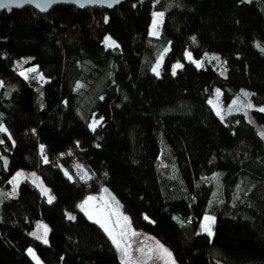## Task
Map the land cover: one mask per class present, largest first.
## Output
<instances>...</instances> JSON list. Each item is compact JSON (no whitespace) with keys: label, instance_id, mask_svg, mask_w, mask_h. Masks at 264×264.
Instances as JSON below:
<instances>
[{"label":"trees","instance_id":"16d2710c","mask_svg":"<svg viewBox=\"0 0 264 264\" xmlns=\"http://www.w3.org/2000/svg\"><path fill=\"white\" fill-rule=\"evenodd\" d=\"M157 13L163 23L152 37ZM33 68L42 79L21 75ZM0 85V191L27 170L55 194L50 203L24 181L4 199L0 264H38L29 249L42 264H120L79 208L105 187L178 264H264V111L222 119L209 104L217 88L225 105L248 90L264 108V0L5 11ZM95 117L102 121L91 129ZM205 216L215 219L212 237L200 233ZM39 221L50 226L48 243L35 237Z\"/></svg>","mask_w":264,"mask_h":264},{"label":"rangeland","instance_id":"374dc122","mask_svg":"<svg viewBox=\"0 0 264 264\" xmlns=\"http://www.w3.org/2000/svg\"><path fill=\"white\" fill-rule=\"evenodd\" d=\"M163 18V13H157L153 17L150 29V35L152 37H158L160 35ZM105 43L108 47H114L117 45V43L109 36L106 37ZM110 44L111 46H109ZM167 52L168 50L158 56L157 63L154 67L155 71L153 69V73L156 76H161L163 72ZM185 57L187 62H193L197 66L200 65V61L196 60L190 52H187ZM205 58L209 61H213L218 60L219 56L215 53H207L205 54ZM177 64L183 67V63L181 62L174 64L172 67V73H176L180 68H182H176L175 66ZM33 69H31V71H22L21 75L23 77H27L29 73L32 72L35 76H38L39 79H42L43 76L40 74L39 70L37 68ZM221 96L222 92L219 88H217L214 95L209 99V104L213 108L214 112L222 119L230 115L246 113L250 110L261 111L260 109H264L262 106H257L252 102L250 92L248 90H242L241 93L228 105L223 103ZM101 121L102 118L95 117L90 125L91 129L97 128L101 124ZM2 127L6 130L4 126ZM259 134L264 139V129L261 130ZM17 173H22V175L17 177ZM24 181L34 183L48 202L50 197L53 198L50 203L55 201V194L41 180L40 176L36 172L18 170L11 180V191H0V208L4 199L15 196L18 193L19 187ZM89 197H92L93 199L89 200ZM86 201L87 203H85ZM82 205L83 208L81 207ZM79 208L84 212L89 220L98 224L100 227L101 223L106 224L108 231H105V228L103 227L101 228L106 232L112 242L113 238H115L120 245L118 248L117 244L113 243L118 251L120 264H178L172 255H167V253H169L168 250L157 239L149 234L140 233L133 227L131 220L121 208L115 194L107 187H105L99 194L85 197L80 202ZM67 216L68 218L69 216L73 217L72 219L75 218V214L73 212H67ZM125 217H127V220L124 219ZM206 217H211L212 219L207 220L205 219ZM97 221H99V223ZM214 224V217L205 216L201 223L200 233L209 235V232L205 230V228H208L211 231V235L209 236L212 237L214 234ZM37 232L40 236L35 235V237L41 239L44 243H48V236L50 233V226L48 223L45 221H39L36 233ZM121 233H123V235H121ZM125 249L127 250V255H125ZM31 253L37 263L42 264L36 258L35 254H33V252Z\"/></svg>","mask_w":264,"mask_h":264},{"label":"water","instance_id":"95a60500","mask_svg":"<svg viewBox=\"0 0 264 264\" xmlns=\"http://www.w3.org/2000/svg\"><path fill=\"white\" fill-rule=\"evenodd\" d=\"M126 0H0V13L31 8L40 14H47L55 7L69 6L80 10L101 8L113 10Z\"/></svg>","mask_w":264,"mask_h":264},{"label":"snow or ice","instance_id":"6c2138e0","mask_svg":"<svg viewBox=\"0 0 264 264\" xmlns=\"http://www.w3.org/2000/svg\"><path fill=\"white\" fill-rule=\"evenodd\" d=\"M158 15H162V14H158ZM109 46H111V44L109 45ZM176 68H179V67H182L181 65H179V64H177L176 66H175ZM34 70V69H33ZM154 71H155V69H154ZM173 74H175V72L173 73ZM0 86H2V85H0ZM261 111H264V109H260ZM4 131H6L2 126H0V132H4ZM3 141H0V143H2ZM7 163V161H5V164ZM22 175V173H17V177H19V176H21ZM53 198H49V202H51V200H52ZM89 200H91V199H93L92 197H89L88 198ZM85 203H87V201L85 202ZM82 208H83V205L81 206ZM73 217H71V216H69V219H72ZM125 220H127V217H125L124 218ZM205 219H207V220H211L212 218L211 217H206ZM98 223H99V221H97ZM101 227H103V228H105V231H108V228H107V226H106V224L105 223H101ZM205 230L206 231H208L209 232V235H211V231H210V229H208V228H205ZM121 235H123V233H121ZM46 242V241H45ZM113 243H115V244H117V247L119 248V243L116 241V239L115 238H113ZM29 252L31 253V249H29ZM125 255H127V250L125 249ZM167 255H171V253H167Z\"/></svg>","mask_w":264,"mask_h":264},{"label":"crops","instance_id":"0c3cea01","mask_svg":"<svg viewBox=\"0 0 264 264\" xmlns=\"http://www.w3.org/2000/svg\"><path fill=\"white\" fill-rule=\"evenodd\" d=\"M159 37V36H158Z\"/></svg>","mask_w":264,"mask_h":264}]
</instances>
